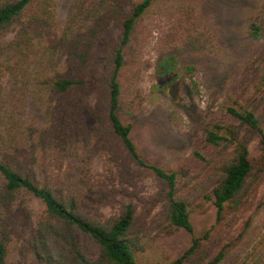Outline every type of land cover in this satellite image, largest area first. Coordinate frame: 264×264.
<instances>
[{
	"label": "rangeland",
	"instance_id": "rangeland-1",
	"mask_svg": "<svg viewBox=\"0 0 264 264\" xmlns=\"http://www.w3.org/2000/svg\"><path fill=\"white\" fill-rule=\"evenodd\" d=\"M78 2L54 0L57 31L65 27ZM253 23L261 26L259 38L250 34ZM20 28L15 25L0 34V117L12 116L30 133L50 124V92L38 86H45L57 71L49 68V55L38 42L28 55L18 54L8 62L9 44ZM121 33L116 23L107 29L82 76L77 67L71 72L64 66L78 74L81 83L65 96L72 141L58 160L50 157L52 169L62 166L59 172L65 175L59 177L79 194L83 213L95 222L109 224L126 205L134 206L131 237L140 242L139 264H169L190 246L192 237L201 240L200 260L227 248L220 264H264V173L241 195L239 208L227 209L218 222L216 209L203 197L211 191L215 170L193 158L203 123L221 116L222 106L235 99L247 107L256 102L254 84L264 56V0H158L139 20L126 48L121 113L133 122V139L144 159L164 168L184 165L177 194L197 210L193 235L185 230L165 234L166 183L129 157L108 122L109 81ZM169 56L178 62V80L162 91L158 68ZM249 149L251 159L260 157L257 136L251 137ZM79 176L85 178L83 185ZM27 205L25 215L18 213L7 264H45L33 250L35 223L44 215V205L33 198ZM76 239L86 260L100 257L101 248L92 238L79 234ZM69 260L83 264L72 255Z\"/></svg>",
	"mask_w": 264,
	"mask_h": 264
},
{
	"label": "trees",
	"instance_id": "trees-1",
	"mask_svg": "<svg viewBox=\"0 0 264 264\" xmlns=\"http://www.w3.org/2000/svg\"><path fill=\"white\" fill-rule=\"evenodd\" d=\"M157 1L79 0L65 27L57 31L54 0H0V34L15 25L21 27L9 44L8 62L18 54L28 55L38 42L49 55V68L57 71L56 76L46 80L45 86H38L50 92L47 115L51 121L47 128L28 133L12 116L8 119L0 117L4 127L0 130V264H7L18 215H25L29 198L44 205V215L35 223L33 250L45 264H70L71 255L83 264H139L140 242L131 237L136 221L134 206L126 205L121 215L106 225L89 219L80 207L79 194L59 177L65 175L60 173L62 166L59 172L52 169L49 161L52 156L58 160L65 151V144L72 141L66 125L65 96L81 83L83 66L97 41L113 23L121 25L122 33L114 50L109 81L108 122L129 157L166 183L169 208L165 234L173 235L182 230L194 234L192 218L197 210L177 194L184 165L164 168L144 159L133 139L134 124L121 113L123 89L120 80L126 64V48L132 41L137 23ZM250 34L259 38L261 26L253 23ZM64 66L70 67L71 72L73 66L77 67L75 71L80 76ZM177 68L178 62L173 56L166 57L159 65L162 91L177 82ZM254 92L256 102L253 107L245 106L238 99L231 100L222 106L221 116L203 123L202 140L193 151V158L215 170L216 179L211 191L203 197L216 209L218 222L227 209L239 208L243 202L241 195L264 173V112L260 111L264 102V56L256 74ZM253 135L258 137L262 152L254 160L250 158L249 149ZM79 181L83 185L85 178L79 176ZM79 234L92 238L100 246L101 254L96 261H88L80 253L76 241ZM200 241L192 237L190 246L169 264H220L227 248L200 260Z\"/></svg>",
	"mask_w": 264,
	"mask_h": 264
}]
</instances>
